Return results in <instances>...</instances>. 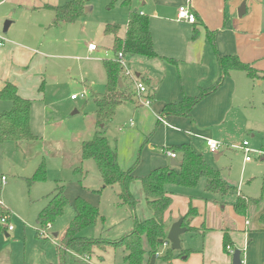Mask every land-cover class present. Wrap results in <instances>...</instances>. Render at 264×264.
I'll return each mask as SVG.
<instances>
[{"label": "crops", "instance_id": "0c3cea01", "mask_svg": "<svg viewBox=\"0 0 264 264\" xmlns=\"http://www.w3.org/2000/svg\"><path fill=\"white\" fill-rule=\"evenodd\" d=\"M125 1L127 0H113L111 3L112 5L118 2L120 6L125 8V28L131 12H138L147 17L155 53L162 58L155 60L144 58L147 62H141V66H138L139 73L133 74L134 77H141L147 81V90L152 96L151 99H148L149 104L145 106L142 103V100L147 99V96H143L140 102L136 93L135 102L127 103L116 110L117 113L123 109L124 118L118 123L115 147L110 146L116 149L118 165L122 170L125 171L133 167L134 179L129 185V191L136 201L134 211L130 212L133 214V220L128 226L126 234L133 230L135 220L142 222L151 217L140 179L155 168L172 167L170 164L172 159L166 155L167 148L191 145L197 152V149L203 146L205 153H207L206 155H202V152L199 154L203 156L210 167L219 172L221 178L229 186L236 189V192L226 196L208 194L204 189L205 182L201 193L197 192V188L187 189L170 186L168 193L172 199V204L164 215L166 236L175 222L179 219L184 221V217L190 208H193L196 214L187 226L182 222V227L186 229V232L180 236L181 249L171 254L169 262L157 259V264H232L233 254L225 252L224 238L230 242L233 251L239 250L241 252L242 264H264V226L259 221V218L264 215V174L262 179L258 180L261 184L253 193L252 185L254 182L252 181L254 177L244 182V175L243 178L241 176L238 182L239 187H235V181L230 179L231 177L222 176L223 165H216L221 162L225 153L232 149L231 146L237 144L235 142H239L240 139L234 137L241 135L242 131L237 135L235 133L243 125L242 121H245L247 116L255 111L263 114L257 106L264 108V101L258 100L257 105L253 98V92L256 82L258 85L264 83L250 80L244 72L232 71L220 89L204 97L191 111L189 117L162 114L165 105L180 102L183 97H197L202 91L211 88L217 82L220 73L215 58L216 54L219 56H236L242 63L264 73V0H130L128 4H125ZM1 2L2 0H0ZM242 4L245 6V13L242 17H238V10ZM57 5L55 2L51 5L44 0H35L28 4V10L32 14L40 13L43 10L53 13L48 6ZM183 5H189L195 13V24L177 21V9ZM90 13L91 11L86 14ZM0 15L3 16L2 19L6 18V15L1 14V12ZM53 19L54 13L50 23L52 27ZM12 24L13 22H11L7 33L11 30ZM62 25L64 24L58 27ZM100 26L102 27V25ZM105 26L102 28L103 34ZM108 38L112 39L111 36ZM22 43L17 41L15 36L10 35L7 39L0 36V90L10 83L16 87L17 94L21 98L43 102L45 96L44 80L42 76L36 75L34 78L36 83L34 84L32 75L40 66L41 70L47 66L46 55L38 53V49H35L33 45ZM112 46L113 39L111 40L110 51ZM39 47L42 46L39 45ZM97 51V46L93 52L87 49L85 58H92ZM98 59L96 56L93 57L95 61ZM136 61H140V59ZM33 66L34 68H32ZM101 67L99 69L103 73L105 85L104 67ZM88 70L89 72L92 71L93 66H89ZM126 77L129 78V76ZM93 85V81L88 85L84 84V89L92 100L93 96L100 95L92 91ZM132 88L136 91L134 84H132ZM71 101L75 102L77 99ZM3 105L5 107V104ZM158 118L164 120V123L158 121ZM112 123L105 133L106 138ZM94 124L95 111L93 125L92 128L90 125L89 129V133L92 131L91 136H93ZM42 125L44 124L42 123ZM76 136L80 141V149L71 157L75 156L77 163L83 164L81 147L87 141L83 140L80 134ZM252 137L254 138V135ZM36 138L38 139L37 136ZM205 139H212L222 144L218 153L211 154L208 151ZM245 141L247 140L244 139L242 143ZM248 147L253 150L264 151L262 144L258 147L251 146L249 143ZM174 153L177 155L174 161L178 164V154ZM239 153L243 155L240 150ZM210 155L213 157L211 158ZM251 157L250 162H245L244 157L240 158L242 170L256 160L264 164V157L256 154L251 155ZM75 172L79 174V172ZM86 174L87 171L84 172V177ZM86 188L88 189V187L84 189ZM101 189V193H95ZM118 190L117 186L104 187L102 181L99 180L98 189L88 190L87 194L95 193L101 197L105 192L113 191L118 206H124L120 205L118 201ZM262 194L263 197L259 203L246 201L258 199ZM78 197L88 202L85 197ZM238 198H243L247 202L244 215H239L234 210ZM72 204L73 202L70 203L71 206ZM95 207L100 211V206ZM124 207L128 208L127 206ZM101 225L100 233L104 228L103 222ZM5 236L9 238L8 234ZM54 236H58V233H54ZM102 236L109 239V236ZM119 238L121 237L111 240ZM167 245L170 248V244L167 243ZM121 250L122 252L118 249L117 252H114V256L118 254L122 260L118 264H123L126 255V252ZM165 250L166 248H161L159 253L165 255ZM105 251L100 252L103 253L99 258L102 263L105 261L104 255L107 253Z\"/></svg>", "mask_w": 264, "mask_h": 264}, {"label": "rangeland", "instance_id": "374dc122", "mask_svg": "<svg viewBox=\"0 0 264 264\" xmlns=\"http://www.w3.org/2000/svg\"><path fill=\"white\" fill-rule=\"evenodd\" d=\"M33 1L35 0H2L0 3V12L6 15L4 19L0 15V36L5 39L10 35L15 36L20 43L33 45L38 49V53L46 55L47 64L42 70L40 66L32 75L34 84L36 75L42 76L45 93L43 102L31 100V132L38 137L37 141L8 142L0 145L1 208L9 213L7 226L13 227L12 231L0 230V264H59L56 247L74 217L73 207L69 204L64 214L53 224L40 227L37 221L42 208L48 204L59 187H64V194L69 203H72L75 197L81 196L85 197L89 204L100 206L103 230L100 233L102 225L98 222L96 226L83 230L81 236L100 237L112 241L111 239L126 234L133 220L131 210L118 206L113 191L105 192L101 197L95 193L87 194L88 190H97L101 180L96 165L92 161L79 164L75 156L71 157L80 149L77 134L85 141L92 137V131L89 133V129L90 125L91 128L93 125L95 106L91 96L85 91L84 84L88 85L93 81L92 91L104 94V77L99 67L103 66L105 60L114 58V54L109 50L112 39L102 33V28L108 23H115L121 25L123 32L126 23L125 8L118 2L111 5L113 0H89L86 7L92 9L90 14L84 12V16L75 23H66L54 28L50 26L53 18L50 11L43 10L34 14L29 12L28 4ZM44 1L51 5L55 2L57 6H63L73 0ZM6 21L13 24L11 30L3 34ZM91 43L98 47V51L93 55L99 58L97 61L93 60V57L85 58L87 46ZM137 59L140 61H136ZM141 62L147 61L136 57L126 62L129 73L132 75L139 73L138 66H141ZM89 66H93L95 74L91 73L93 70L89 72ZM263 91L264 84L258 85L256 82L253 98L257 105L258 100L264 101ZM84 92L85 98L79 97L75 102L70 100L72 94L80 95ZM257 107L263 114L255 111L256 113L253 112L242 121L243 125L235 133L237 135L242 131L241 135H234V138L240 139L239 142H235L237 144H233V148L225 153L219 164H216L223 165L222 176L231 177L230 179L235 181V187H239L241 176L243 178L244 175V182L254 177L253 193L261 184L259 181L264 174V164L256 160L242 170L240 158L244 156L237 148L244 139L251 146L260 147L261 144L264 146V108ZM8 110L9 104L0 102V112ZM115 116L107 132L108 142L112 147H115L119 120L124 118L123 109L117 111ZM197 152H202V155L207 153L203 146H200ZM40 166L45 169V179L28 187L24 179L31 178ZM75 168H81L82 173H76ZM85 171L87 174L84 177ZM1 177H4V181H1ZM203 184L204 181H201L197 192L201 193ZM48 225L50 229H47ZM41 232H44L45 236H42ZM54 233H58V236L55 237ZM5 234H8L9 238ZM100 234L109 236V239ZM118 250L122 252L121 249ZM105 252L107 253L104 255L103 263L99 260L103 253L99 252L91 257L86 256L87 262L83 261L82 256L74 255L69 259L70 264L121 263L120 256L118 254L114 256L117 250L108 248Z\"/></svg>", "mask_w": 264, "mask_h": 264}, {"label": "trees", "instance_id": "16d2710c", "mask_svg": "<svg viewBox=\"0 0 264 264\" xmlns=\"http://www.w3.org/2000/svg\"><path fill=\"white\" fill-rule=\"evenodd\" d=\"M130 0L125 1L128 4ZM89 0H73L63 6H48L53 11V27L61 24L75 23L84 16V9L88 6ZM104 34L111 36L113 46L111 48L114 58L103 62L105 74V93L93 96L95 105V124L92 138L84 142L81 147V160L92 161L96 165L104 187L119 188L117 198L120 205L127 206L134 211L136 201L130 194L129 185L134 179L132 170H122L118 165L117 151L112 148L105 136L108 126L113 122L116 110L130 102H135L136 91L132 88L135 82L143 83L148 88L147 81L141 77H126V62L129 59L140 57L147 60L162 59L154 50V44L150 33L149 19L138 12H131L124 33L118 24H108L104 27ZM121 54L122 58H118ZM219 68V78L209 89L204 90L199 96L183 97L180 102L167 104L163 108V115L178 117H189L195 106L206 96L217 91L224 80L232 71L244 72L252 81L264 83V73L258 72L250 65L242 63L236 56H219L216 54ZM129 81H127V80ZM121 81L122 88H119L118 81ZM151 93L147 90V99H151ZM0 102L8 103L9 110L0 112V145L8 142L20 143L36 141V136L31 132L30 111L31 101L21 98L17 94L14 85L8 83L0 90ZM178 154V165L172 167H161L151 170L146 176L140 179L145 201L151 213V217L142 222L134 221L133 230L119 239L109 241L104 238L84 237L80 234L83 230L96 226L103 222L98 208L89 204L84 199L77 197L73 201L74 218L68 224L64 234L57 244L56 253L59 264H70V258L74 255L91 257L107 248L114 250L123 249L126 255L123 264H157L160 259L169 262L174 252L166 248L165 255L156 256L166 241V223L164 215L172 204L167 186L196 189L204 180V189L208 194L226 196L235 193L236 189L229 186L220 176L219 172L210 167L203 156L197 153L191 145H181L175 148H167ZM75 171L81 172V168ZM45 179V169L40 166L31 178L24 179L28 187ZM101 190L95 193H101ZM263 197L248 199L255 203L261 202ZM238 198L234 210L239 215H244L247 202ZM69 200L64 194V187H59L51 197L48 204L42 209L38 224L45 227L53 224L56 219L64 214ZM196 213L190 208L184 217L183 224L187 226ZM1 220H3L1 222ZM8 211L0 207V230L7 232ZM264 226V215L259 218ZM191 231V229H188ZM223 246L231 248L230 242L224 238ZM73 256V257H72Z\"/></svg>", "mask_w": 264, "mask_h": 264}, {"label": "built area", "instance_id": "2783aa9c", "mask_svg": "<svg viewBox=\"0 0 264 264\" xmlns=\"http://www.w3.org/2000/svg\"><path fill=\"white\" fill-rule=\"evenodd\" d=\"M176 18H177V21L178 22H186V23H189V24H195L196 23V15L192 11V9L190 8L189 5L180 6L177 9V16H176ZM87 49H88V51L93 52V51L96 50V46L94 44H90V45H88ZM118 58L121 59L122 58V55L119 54L118 55ZM125 75L126 76H129V77L133 76L132 74H130L128 72V69L126 70ZM134 86H135L136 93H137V99L141 102L143 96H146L147 95V88L141 82H135ZM79 97L80 98H85L86 97V92H84V93H82L80 95L74 94V95H72L70 97V99L71 100H76ZM142 103L145 106H147L149 104V101H148V99L145 98V99L142 100ZM158 121H160L162 124L164 123V120H162L161 118H158ZM205 145H206L208 151L211 154L218 153V151L222 147V144L221 143H219L217 141H214L212 139H205ZM248 146H249V143L245 141V142H243L241 144V146H239L237 148V150H240L241 152H243L245 162H250L252 160L251 155H253V154H256L258 156L264 157V151H261V150H253V149H250ZM231 148H233V146H231ZM166 155L169 158H171L172 160H175L177 158V155L174 152L170 151V150H168L166 152ZM1 180L4 181V178H2ZM1 206H2V203L0 202V207ZM2 221L3 220H1V222ZM47 229H50V226L49 225L47 226ZM7 230L8 231H12L13 230V227L9 225L7 227ZM41 235L42 236H45L44 232H41ZM167 247H168V245H167V242H166L163 245L162 248L165 249ZM226 250H227V252H230V254H233V252H234L229 246L226 247ZM159 255H161V254L160 253H157L156 254V256H159ZM82 259H83L84 262H87L88 261V257H86V256H83Z\"/></svg>", "mask_w": 264, "mask_h": 264}, {"label": "water", "instance_id": "95a60500", "mask_svg": "<svg viewBox=\"0 0 264 264\" xmlns=\"http://www.w3.org/2000/svg\"><path fill=\"white\" fill-rule=\"evenodd\" d=\"M91 9L89 7H86L84 12L88 13L90 12ZM245 13V6L244 4L241 5V7L238 10V17H242V15ZM11 25V22L6 21L3 26V34H6L8 31L9 26ZM119 88H122V83L119 80L118 81ZM171 166H177L178 164L172 160L170 162ZM182 219H179L177 222H175L171 228L169 229L167 236H166V241L167 243L170 244V249L172 251H179L181 249V244H180V236L186 232V229L182 227ZM241 252L239 250H235L232 255V264H242L241 261Z\"/></svg>", "mask_w": 264, "mask_h": 264}]
</instances>
